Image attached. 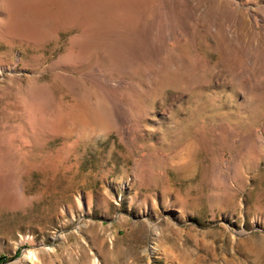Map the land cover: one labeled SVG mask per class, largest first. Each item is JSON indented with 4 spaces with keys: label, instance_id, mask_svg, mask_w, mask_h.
Wrapping results in <instances>:
<instances>
[{
    "label": "rangeland",
    "instance_id": "374dc122",
    "mask_svg": "<svg viewBox=\"0 0 264 264\" xmlns=\"http://www.w3.org/2000/svg\"><path fill=\"white\" fill-rule=\"evenodd\" d=\"M0 264H264V0H0Z\"/></svg>",
    "mask_w": 264,
    "mask_h": 264
}]
</instances>
